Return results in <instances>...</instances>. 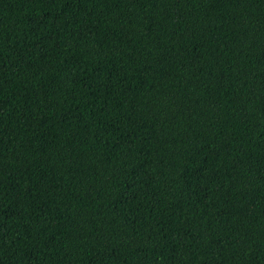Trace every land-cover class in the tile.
I'll use <instances>...</instances> for the list:
<instances>
[{
    "label": "trees",
    "instance_id": "16d2710c",
    "mask_svg": "<svg viewBox=\"0 0 264 264\" xmlns=\"http://www.w3.org/2000/svg\"><path fill=\"white\" fill-rule=\"evenodd\" d=\"M0 264H264V0H0Z\"/></svg>",
    "mask_w": 264,
    "mask_h": 264
}]
</instances>
